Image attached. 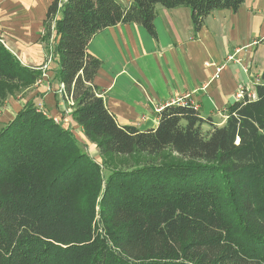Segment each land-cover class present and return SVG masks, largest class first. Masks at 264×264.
<instances>
[{
    "label": "trees",
    "instance_id": "1",
    "mask_svg": "<svg viewBox=\"0 0 264 264\" xmlns=\"http://www.w3.org/2000/svg\"><path fill=\"white\" fill-rule=\"evenodd\" d=\"M244 3L53 2L44 41L55 25L56 78L103 162L32 102L2 127L0 264H264V71L255 95L227 108L223 126L191 104L171 105L157 129L141 132L106 108L94 85L101 62L88 52L119 24L155 36L158 5L189 8L200 30L214 11L237 13ZM40 78L0 44V106ZM124 158L134 165L110 166Z\"/></svg>",
    "mask_w": 264,
    "mask_h": 264
},
{
    "label": "crops",
    "instance_id": "2",
    "mask_svg": "<svg viewBox=\"0 0 264 264\" xmlns=\"http://www.w3.org/2000/svg\"><path fill=\"white\" fill-rule=\"evenodd\" d=\"M55 0H0V39L20 63L41 70L34 86L10 96L0 110V128L32 102L47 117L68 128L91 157L101 159L95 143L73 118V100L56 78L59 65L51 57L55 25L48 42L46 20ZM128 6L132 0H117ZM62 18L59 11L57 19ZM155 36L138 24H119L97 34L88 52L101 62L94 80L106 108L121 126L155 130L159 113L180 99L195 106L218 126L241 88L251 96L264 71V0H245L237 13L217 10L197 30L189 8L156 7ZM228 63L214 80L217 67Z\"/></svg>",
    "mask_w": 264,
    "mask_h": 264
},
{
    "label": "rangeland",
    "instance_id": "3",
    "mask_svg": "<svg viewBox=\"0 0 264 264\" xmlns=\"http://www.w3.org/2000/svg\"><path fill=\"white\" fill-rule=\"evenodd\" d=\"M7 43H8V41L6 39H2V38L0 39V44L3 45L8 51H10V48L7 46ZM10 52L14 55V53L12 51H10ZM25 90H27V89H25ZM25 90H23V91H25ZM23 91H20L19 92V91L14 90L12 92H7L5 94V98H4L5 100H4L3 104L0 106V110L3 108L5 102L9 99L10 96L17 95V94H19V93H21ZM135 158H137V157H135ZM135 158L134 159L133 158H124V161L122 163H121V160L122 159H117V160H115V162L113 164H110V166L112 168H116V167H129L131 165H134L135 161H133V160H135ZM93 159L96 160L98 163H100L102 165V162H103L102 159H98V160L96 158H93Z\"/></svg>",
    "mask_w": 264,
    "mask_h": 264
},
{
    "label": "built area",
    "instance_id": "4",
    "mask_svg": "<svg viewBox=\"0 0 264 264\" xmlns=\"http://www.w3.org/2000/svg\"><path fill=\"white\" fill-rule=\"evenodd\" d=\"M51 52H53V48L51 49ZM52 58H53V57H52V55H51V57H50L49 60H48V63H51ZM231 62H237V60H236V56H235V55H230V56H228V57L226 58V60H225V63H224L223 65L217 67L216 74H215V76H214V80L219 79L220 74H221V72L223 71L224 67H225L228 63H231ZM63 89H65L64 85H63ZM247 92H248V91H247L246 89L241 88L240 92L238 93V99H239V100H242V99H244L245 96H248L249 98H252L253 96H251V95L248 94ZM187 104H189V103H187V101H186L185 99H180V100H178L177 102H174V103H173V105H187ZM72 105H74V102H73ZM56 122H59V120L56 119Z\"/></svg>",
    "mask_w": 264,
    "mask_h": 264
}]
</instances>
